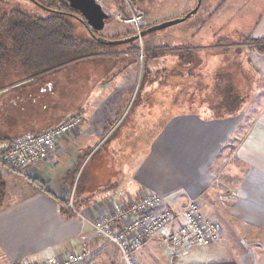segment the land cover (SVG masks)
<instances>
[{
  "label": "crops",
  "instance_id": "1",
  "mask_svg": "<svg viewBox=\"0 0 264 264\" xmlns=\"http://www.w3.org/2000/svg\"><path fill=\"white\" fill-rule=\"evenodd\" d=\"M220 10L209 15L204 27L211 28ZM212 28L202 43L186 50L192 56L186 68H201L198 76L190 71L187 77L202 81V100L190 101L188 113L165 124L161 104L147 110L135 104L140 89L128 86L136 80L135 50L118 48L117 54L59 70L57 84H67L70 77L78 82L88 72L94 84L74 106L54 113L38 105V94L43 96L48 84L38 88L39 83L25 79L3 88L0 138L42 133L79 114L85 122L24 175L0 166V264L62 259L84 244L90 251L84 264H124L118 248L99 238L91 223L149 192L161 195L178 214L199 200L204 216L218 222L222 234L175 263L170 250L154 241L137 253L138 264H234L204 262L203 257L216 254L213 248L221 250L224 239L264 241V53L259 50L264 15L253 38L242 42L225 33L226 22L219 20ZM50 86L54 91V83ZM70 98L64 91L59 101ZM28 177L43 181L47 191Z\"/></svg>",
  "mask_w": 264,
  "mask_h": 264
},
{
  "label": "rangeland",
  "instance_id": "2",
  "mask_svg": "<svg viewBox=\"0 0 264 264\" xmlns=\"http://www.w3.org/2000/svg\"><path fill=\"white\" fill-rule=\"evenodd\" d=\"M97 1L103 4V9L110 17L105 29L98 32V34L104 38L119 35L120 38H124L123 40L128 39L119 48L122 51L135 50L137 53L134 56L135 60L132 58L137 63L134 71V79L136 80L135 83L132 82V84L128 85L130 89L134 87H139L140 89V96L135 104L145 105L146 110L154 104H161L163 106L162 122L164 124L166 121L168 123L169 119L176 115L188 113L189 109H192L189 106L190 101H195L198 104L197 100H202V81L200 79H188L187 77L190 71L197 74V76V72L201 71V68H199L200 70L197 68H186L187 61L192 57L186 54L189 46L193 43H202L210 34L212 27L218 24L219 20L224 24L226 22L228 29L225 33L230 38L234 37L236 42H242L246 38H253L257 22L264 15V0ZM220 8L218 18L216 17L211 22V28H208V26L204 27V24L208 22L209 15ZM12 9L38 17H46L49 13L34 0H0L1 11ZM196 10V13L190 15ZM137 16L141 17L138 22L141 26V39L136 29L137 23L135 21L127 22ZM73 21L76 26L74 31L76 38L80 40L87 38L89 34L85 25L80 19H73ZM151 29L154 30L148 32ZM91 57L93 56L82 60ZM86 66L90 67V65ZM56 78L57 75L43 76L37 82L39 83L38 88L44 84L49 85V90L43 96L40 93L38 94L40 96L38 105L39 107L47 106L51 113L61 110L63 107L67 109L74 106L75 101L86 97V94L94 84L93 81L92 83L88 81V78H90L89 72L88 78L82 77L78 82L71 81L72 78L70 77L67 84L60 82L57 84ZM53 83L55 84V89L50 91V85ZM194 89L195 91L193 92ZM64 91L71 93L73 101L71 98L66 102L61 100L64 103L59 101V97ZM199 104L201 105V101ZM117 107L120 109L123 105L118 104ZM211 221L215 222L214 220ZM215 223L221 229L218 222ZM250 235L246 231L244 237L248 238ZM228 247L230 251L227 252ZM212 250L214 251L213 254H216L207 258L203 257L205 258L204 262L219 263L231 261L234 264H264V241L260 238L247 240L245 238L236 239L232 237L231 239L223 240L221 250L216 248ZM224 250L226 254L223 253Z\"/></svg>",
  "mask_w": 264,
  "mask_h": 264
},
{
  "label": "built area",
  "instance_id": "3",
  "mask_svg": "<svg viewBox=\"0 0 264 264\" xmlns=\"http://www.w3.org/2000/svg\"><path fill=\"white\" fill-rule=\"evenodd\" d=\"M140 18L127 21H135L138 32L141 30ZM5 91L1 90L0 94ZM84 122L85 117L79 114L45 132L0 141V166L24 175L29 168L46 161L57 151L60 140L80 129ZM69 208L73 210V207ZM91 225L99 238L118 248L124 264H138L137 253L157 240L170 250L169 260L175 263L186 251L210 246L222 234L219 226L204 216L199 200L190 202L186 210L178 214L155 192L124 201ZM89 255V247L84 244L80 251L71 252L62 259L49 258L40 264H84Z\"/></svg>",
  "mask_w": 264,
  "mask_h": 264
},
{
  "label": "trees",
  "instance_id": "4",
  "mask_svg": "<svg viewBox=\"0 0 264 264\" xmlns=\"http://www.w3.org/2000/svg\"><path fill=\"white\" fill-rule=\"evenodd\" d=\"M34 2L49 12L46 17L31 16L17 9L0 10V89L25 79H32L30 85H33L43 76L56 75L62 68L86 57L115 53L119 46L106 43L124 39L119 35L104 38L91 31L66 0ZM73 19H80L85 25L87 38H76ZM259 42L264 43V39ZM259 50L264 53V44ZM19 137H3L0 141ZM28 178L47 191L43 181ZM62 204L67 214L66 205Z\"/></svg>",
  "mask_w": 264,
  "mask_h": 264
},
{
  "label": "water",
  "instance_id": "5",
  "mask_svg": "<svg viewBox=\"0 0 264 264\" xmlns=\"http://www.w3.org/2000/svg\"><path fill=\"white\" fill-rule=\"evenodd\" d=\"M70 7L77 11L87 23V25L96 32H101L105 29L106 21L109 19V15L105 12L102 5L97 0H66ZM192 12L190 15L196 13ZM157 29V28H154ZM154 29H151L148 32H152ZM128 41L120 40L110 43L108 45H121Z\"/></svg>",
  "mask_w": 264,
  "mask_h": 264
},
{
  "label": "bare ground",
  "instance_id": "6",
  "mask_svg": "<svg viewBox=\"0 0 264 264\" xmlns=\"http://www.w3.org/2000/svg\"><path fill=\"white\" fill-rule=\"evenodd\" d=\"M82 18H83V17H82ZM109 18H110V17H109ZM108 20H109V19H108ZM108 20H107V21H108ZM86 24H87V23H86ZM87 26H88V25H87ZM88 28L92 31V29H91L89 26H88ZM140 33H141V30H140V32H139V36H140V39H141V34H140ZM3 90H6V91H7V89H3ZM0 91H1V90H0ZM2 93H3V92H2ZM2 93H1V94H2ZM1 94H0V95H1Z\"/></svg>",
  "mask_w": 264,
  "mask_h": 264
}]
</instances>
